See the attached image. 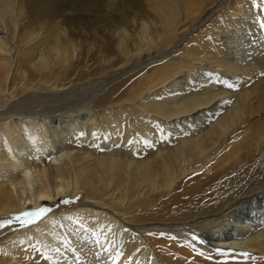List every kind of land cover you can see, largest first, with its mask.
<instances>
[{"label": "bare ground", "instance_id": "1", "mask_svg": "<svg viewBox=\"0 0 264 264\" xmlns=\"http://www.w3.org/2000/svg\"><path fill=\"white\" fill-rule=\"evenodd\" d=\"M216 1L0 0V222L19 221V215L40 208L45 202L78 194L84 195L85 207L110 209L122 215L155 201L160 206L179 193L180 180L185 174L203 171L209 180H215L233 168L239 160L231 156L233 147L222 153L228 137H235L246 125H256L257 129L247 141L244 154L264 156V118L254 121L259 117L257 113H264V77L255 82L250 78L251 85L243 81L241 88L233 92L216 85L205 88L210 76L201 74L203 67L195 64L193 58L141 83L127 98L131 103L140 102L132 115H116L108 120L105 112L114 106H106L111 97L100 96L96 106L103 109L106 117L103 124L108 131V134L103 131L101 138L95 130L98 123L95 110L88 115L87 122L72 121L70 117L78 118L79 112L57 114L53 117L58 119L54 120L46 117L51 106L32 113V108L23 106V101L10 104L19 95L31 91L55 93L82 84L92 71L93 80H100L109 71L114 74L137 62L142 53L162 50L169 53L167 50L174 48L185 34L192 33L190 28L205 11L203 8ZM122 2L131 6L132 11H137L141 3L145 8L136 18L120 19L113 28L107 17L99 21L102 11L120 7ZM68 9L78 12L80 19L66 14ZM87 13L93 15V24L90 21L85 26L80 15ZM250 17L252 13L243 20ZM98 22L108 27L103 24L104 30L100 28L96 33L98 25L94 23ZM89 33L93 39L99 36L101 41L90 40ZM248 35L251 47L248 49L255 54L246 58L247 54L234 51L221 55L219 60L223 61L222 69L232 71L234 76L241 77L248 71L251 64H242L240 60L254 55L264 72L261 36L257 38L258 31L253 28ZM166 66L170 64L156 69ZM194 70L199 72L196 77L189 74ZM180 72L184 73L182 79L177 78ZM16 76L24 79L23 85L14 83ZM166 93L172 97L167 98ZM61 106L64 107L56 105ZM92 119H95L94 128L90 125ZM84 133L86 136L82 138ZM258 184H264V170L250 189H243L238 195L251 192ZM230 193L208 212L212 215L195 220L196 226L183 224L176 228L190 230L188 238L194 233L192 229L200 228L198 238L210 247L254 252V258L263 261L264 196L254 199L246 195L231 203ZM49 219L60 221L61 230L67 235L71 233L73 240L80 235L85 237L79 224L93 223L97 234H113L110 242L104 244L109 245L111 252L121 228L108 214L88 209L67 214L52 212ZM43 224L0 229L3 232L0 242L7 241L0 243L3 255L0 264H19L18 256L22 264H30L29 256L30 261L38 258H33L31 251L42 253L52 248L49 236H40ZM124 234L132 238L130 232ZM81 245L73 243L72 260L64 253L66 249L57 248L53 252L54 264H85ZM133 247L127 245L125 253L109 254V258L113 257L107 264H137Z\"/></svg>", "mask_w": 264, "mask_h": 264}, {"label": "rangeland", "instance_id": "2", "mask_svg": "<svg viewBox=\"0 0 264 264\" xmlns=\"http://www.w3.org/2000/svg\"><path fill=\"white\" fill-rule=\"evenodd\" d=\"M240 1L241 4L239 5L238 0H218L214 2V4L204 7L203 9L205 11L197 17L196 22L190 28L192 33L185 34L174 48L167 50L169 53L165 52L166 50L160 52L152 51L151 54L148 52L142 53L141 59L137 62L134 61L123 70H116L114 74H111L109 71L111 75H108V72L107 75L100 80H93L92 71L90 73L91 78L89 77V79L83 81L82 84L74 85V87L71 86L64 91L57 90L55 93H35L31 91L19 95L17 99L10 104L14 106L16 103L23 101V104H25L23 106L32 108V113L42 110L47 107L46 105L51 106L49 107L51 112L47 113L46 117L55 118L54 120L58 119L53 117L57 114L74 115L79 112L78 118L70 117L73 119L72 121L79 119L87 122L88 115L95 110L97 114L96 119L98 120L95 130L96 134L101 138L103 131L104 134H108L103 124V121L106 120L105 115H107L108 120H110L116 115L134 114L135 106L140 104V102H129L127 100L129 95L134 93V90L139 88L141 83L144 84L148 82L150 77L164 72L171 67H176L180 63H185L190 58L196 59L194 63L203 67V70L200 71L201 74L210 76L209 83L204 86L205 88L216 85L231 90L232 92L238 91L243 81L245 85H251L252 81L255 82L258 78L264 77V72L260 68V63L258 59L255 58L256 55L249 59L240 60L242 64H251L248 71L241 74V77L232 75L234 74L232 71L222 69L221 62L223 61H219L221 55L224 56L225 53L234 51H237L236 53L243 52V55L247 54L246 58L255 54L256 52L254 53L253 51L252 54L249 51L251 47L248 46V42L250 41L248 34L252 28L257 29L258 35L256 36L257 38L261 36L260 40L262 39L264 44V0ZM102 2H106V0H102ZM144 8V5L141 3L137 11H132L131 6L122 2L120 7L112 6L111 9L102 11V13L99 14V21H101L103 17L104 19L107 17L111 21V25L109 24V26L113 28L115 24L120 22V19L129 20L132 17L136 18L139 11H143ZM68 13L71 15L74 14L73 17L80 19V17H78L79 13H76L75 10L68 9L66 14ZM249 13H252V17L245 18L247 21L243 20ZM75 14H77V16ZM80 16L82 20L84 19L83 22L86 23L85 26H88L87 23H90V21L92 22L91 19L93 15L87 13ZM101 23L102 24H100V22L94 23L98 25L96 27L98 29H95L96 33L104 30L102 27L103 24L104 27H108V24ZM100 28L101 30L98 31ZM88 31L89 29H87V32ZM89 34L91 35L90 40L96 39L94 40L95 42L97 40L101 41L98 38L99 36H94L95 38L93 39V34ZM243 46H246V48H243ZM161 53L163 55L159 57ZM155 61L156 63H154ZM165 63H169L170 66L163 67L159 70L156 69L163 66ZM90 64L93 65V61L90 62ZM184 72L187 71L184 70ZM189 74L196 77L199 72L194 70ZM183 76L184 73L180 72L177 78L182 79L184 78ZM250 78L252 81H250ZM232 80H234V82H232ZM14 83L19 86L23 85L24 79L21 78V76H16L14 78ZM156 94L161 93H155V95ZM166 94L167 98L172 97V94ZM103 95L111 97V101L108 102L109 105L106 104V106H114L108 108L105 115L103 114L101 106H96V100ZM224 103L225 102H223V105ZM59 104H62L64 107L66 106V109L62 106V108L56 107V105ZM257 115H259V117L255 118L254 121L258 120L260 117L264 118V113L262 112L257 113ZM62 118L64 119V117ZM15 119L19 120L20 118L15 117ZM92 123H95V119L94 121L92 119L90 124L94 128ZM244 127V131L237 134L235 137H228L225 149L222 153H228L231 147H233L231 156H236V158L239 157L238 163L233 168L227 171L222 178L220 177L215 180H209L207 178L208 176L203 174V171L185 174L180 180L179 193L163 201L160 206H158L155 201L153 204H146L141 208L131 210L128 214L122 215L110 209L103 210L85 207L83 206L85 204L84 195L78 194L74 197L65 196L51 203L45 202L42 207L28 210V212L19 215V221L0 222V229L5 230L6 228L17 226L32 228L36 224L40 226V223L44 222L42 225V234L40 233V236L44 237V235H48L49 242L52 243L53 246L52 248L43 250L44 252L42 253L31 251L34 255H32V257L38 258L30 261L29 256L27 262H30V264H40L41 261L54 264L53 252L56 251L57 248L66 249L64 253L72 260L75 253L73 246L75 242H79L80 245L82 244L81 252L85 254L83 256L85 257V264H107L108 261L110 262L112 260L113 256L109 258L111 253H125L127 245L131 247L136 245L133 249H135V255H137V264H264V260L258 261V259L254 258V252L248 253L240 250L210 247L207 242L201 241L198 238V232L202 231L200 228L192 229L194 233L191 234L190 238H188V231L190 230L176 228V226L183 224L196 226L198 222H195V220L212 215L208 214V212L218 207L224 200V196L229 192L231 193L228 198L231 200V203L238 199L240 200L246 195H250V197L254 199L264 196V188L262 187L264 184H258V188H253V190L247 194L238 195L239 191L250 189L253 181L262 176L264 170V156L256 158L244 154L247 147L246 143L254 135L252 133L257 129V126L246 125ZM189 130L190 129H188V131ZM85 136L86 134L84 133L82 138H85ZM118 137V141L121 142L123 138L122 134ZM134 140L137 141L136 139ZM86 141H88V139H86L85 142ZM145 146L150 147L152 145ZM85 209L93 213L104 212L120 224L121 228L116 233L115 248L112 252L109 245L107 244V246H104V244L110 242L111 237L113 238V234H97L98 232L93 226V223H91V226H87L85 223L84 225L79 224L83 228L85 237L82 238L80 235V239L76 238V240H73L71 233L67 235L61 230L60 221L57 219H49L52 212L67 214ZM48 219L50 221H47ZM87 219L88 218H85L84 220L87 221ZM77 224L78 223H74L73 225ZM48 229L51 230L47 231ZM73 230L75 229H72V231ZM126 231L131 233L132 238L128 239L127 235L124 234ZM2 234L3 232L1 231L0 235ZM23 237L25 236L23 235ZM193 237H195V239H193ZM87 243L89 246H86ZM40 247H42V245H40ZM86 256L88 257L86 258ZM1 257H3V255L0 254V258ZM101 259L106 260L102 261ZM18 263L22 264L19 256ZM81 264L84 263L81 262Z\"/></svg>", "mask_w": 264, "mask_h": 264}, {"label": "snow or ice", "instance_id": "3", "mask_svg": "<svg viewBox=\"0 0 264 264\" xmlns=\"http://www.w3.org/2000/svg\"><path fill=\"white\" fill-rule=\"evenodd\" d=\"M193 239H195V237H193Z\"/></svg>", "mask_w": 264, "mask_h": 264}]
</instances>
